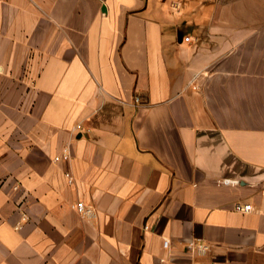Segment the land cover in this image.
Listing matches in <instances>:
<instances>
[{
  "label": "crops",
  "instance_id": "obj_1",
  "mask_svg": "<svg viewBox=\"0 0 264 264\" xmlns=\"http://www.w3.org/2000/svg\"><path fill=\"white\" fill-rule=\"evenodd\" d=\"M0 264H264V0H0Z\"/></svg>",
  "mask_w": 264,
  "mask_h": 264
},
{
  "label": "built area",
  "instance_id": "obj_2",
  "mask_svg": "<svg viewBox=\"0 0 264 264\" xmlns=\"http://www.w3.org/2000/svg\"><path fill=\"white\" fill-rule=\"evenodd\" d=\"M184 40L188 41L189 37L185 36ZM138 99V98H137ZM79 127V125H78ZM63 159H67L68 158V153H64L61 156ZM60 158V156H55L54 159L58 160ZM68 180L71 182L72 178L69 176L68 174ZM222 183L224 184H238L239 180L237 179H229V178H225L222 180ZM235 209L241 212H248L252 209V204L251 203H242V202H237L235 204ZM74 208L79 212V213H84L87 211V207L85 205V203L83 201H78L74 204ZM165 245H167V242H165ZM194 244L193 242L189 243V246L192 247ZM200 248H205V246H203V244L199 245Z\"/></svg>",
  "mask_w": 264,
  "mask_h": 264
}]
</instances>
